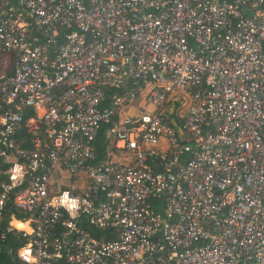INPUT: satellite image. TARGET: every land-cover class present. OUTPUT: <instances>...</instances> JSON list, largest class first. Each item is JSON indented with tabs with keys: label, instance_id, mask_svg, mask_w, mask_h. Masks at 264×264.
Segmentation results:
<instances>
[{
	"label": "built area",
	"instance_id": "1",
	"mask_svg": "<svg viewBox=\"0 0 264 264\" xmlns=\"http://www.w3.org/2000/svg\"><path fill=\"white\" fill-rule=\"evenodd\" d=\"M8 234L21 264H264V0H0Z\"/></svg>",
	"mask_w": 264,
	"mask_h": 264
},
{
	"label": "trees",
	"instance_id": "2",
	"mask_svg": "<svg viewBox=\"0 0 264 264\" xmlns=\"http://www.w3.org/2000/svg\"><path fill=\"white\" fill-rule=\"evenodd\" d=\"M100 138H102V132L99 133ZM103 148L101 146L97 147L98 158H101L100 153H102ZM23 241L12 234H8L3 237L0 242V264H21L16 258V250L20 248Z\"/></svg>",
	"mask_w": 264,
	"mask_h": 264
},
{
	"label": "clouds",
	"instance_id": "3",
	"mask_svg": "<svg viewBox=\"0 0 264 264\" xmlns=\"http://www.w3.org/2000/svg\"><path fill=\"white\" fill-rule=\"evenodd\" d=\"M14 171H15L17 174H19V172H20V168H19V166H18ZM16 178H17L16 175H13V176H12V179H13V180H15ZM62 199L67 200V194H65L64 197H63ZM70 207H71V208H75V207H76V202H75L74 200L71 201V203H70ZM21 227H22V225H21ZM18 255H19L20 258H23L24 260L28 261L29 264H33V262H34V258H31V256H30V248H29V247L20 250V252L18 253Z\"/></svg>",
	"mask_w": 264,
	"mask_h": 264
},
{
	"label": "bare ground",
	"instance_id": "4",
	"mask_svg": "<svg viewBox=\"0 0 264 264\" xmlns=\"http://www.w3.org/2000/svg\"><path fill=\"white\" fill-rule=\"evenodd\" d=\"M13 225L16 226L17 228H21V226L17 223H14Z\"/></svg>",
	"mask_w": 264,
	"mask_h": 264
}]
</instances>
